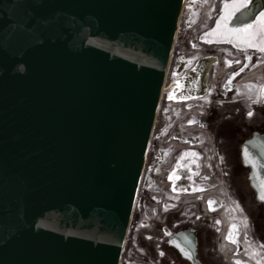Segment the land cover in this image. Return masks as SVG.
I'll use <instances>...</instances> for the list:
<instances>
[{
    "label": "water",
    "instance_id": "95a60500",
    "mask_svg": "<svg viewBox=\"0 0 264 264\" xmlns=\"http://www.w3.org/2000/svg\"><path fill=\"white\" fill-rule=\"evenodd\" d=\"M183 3L0 0V264H118Z\"/></svg>",
    "mask_w": 264,
    "mask_h": 264
},
{
    "label": "flooded vegetation",
    "instance_id": "af4514ba",
    "mask_svg": "<svg viewBox=\"0 0 264 264\" xmlns=\"http://www.w3.org/2000/svg\"><path fill=\"white\" fill-rule=\"evenodd\" d=\"M253 133L264 135V0H184L150 136L160 142L149 140L139 181L147 194L134 202L118 264H251L230 210L223 222V201L205 196L210 179L239 207L241 240L258 244L264 264V203L242 154ZM222 237L232 251L219 249Z\"/></svg>",
    "mask_w": 264,
    "mask_h": 264
},
{
    "label": "rangeland",
    "instance_id": "374dc122",
    "mask_svg": "<svg viewBox=\"0 0 264 264\" xmlns=\"http://www.w3.org/2000/svg\"><path fill=\"white\" fill-rule=\"evenodd\" d=\"M196 5H197V3H195V6ZM180 28H181V25L179 26V32H178L177 36H179V34L181 32ZM162 105H163V101L160 102V111L158 113V119H157L158 121H157L156 129L154 131L155 134L160 133L163 130V126L165 125L163 123V112L161 110ZM175 105L177 106V104H175ZM190 132L194 133V131L189 130L188 133H190ZM159 138L160 137H152L150 139L151 144H155V143L158 144L160 142ZM160 171H161V174L159 177L156 178L155 182L159 186V195H162L163 193L166 192V188L168 187V184H169L166 181V178H164V176H166V172L169 171L167 168V163L160 169ZM210 182H211V187L213 188V190H211L210 192L208 191L205 194V196H211V197L213 196L216 199L222 200L223 201V208H221L219 210V213L222 216L223 222H225L227 218L226 219L224 218L222 212L224 209L228 208L230 210L229 218L234 219L235 224L239 226V234H238L237 238L240 242L239 243L240 248L243 249L240 252L241 257L249 260L251 262V264H259V261L257 259V254H256V249H257L258 244L253 243V242L252 243L251 242H243L241 240V236L243 235V232H244V225H243V218L240 215L239 207L236 204L233 205L232 203H230V199L226 196V194L223 191H221L219 186H218V188L220 190L215 189L216 183H215L214 179H210ZM142 186H143L142 183H140L138 190H137V194H136L135 205L137 203H139L142 199H144L146 194H147V190L143 189ZM187 200H189V199H187ZM218 246H219V249H221V246H224L226 252L228 250L232 251V249H233V246L231 244H229L226 240H224L223 237L218 240ZM229 255H230V253H227V257Z\"/></svg>",
    "mask_w": 264,
    "mask_h": 264
}]
</instances>
